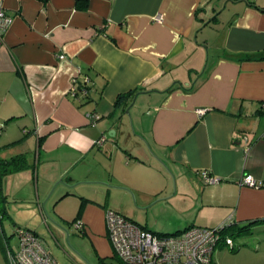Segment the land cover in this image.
Segmentation results:
<instances>
[{
    "label": "crops",
    "instance_id": "1",
    "mask_svg": "<svg viewBox=\"0 0 264 264\" xmlns=\"http://www.w3.org/2000/svg\"><path fill=\"white\" fill-rule=\"evenodd\" d=\"M85 1L0 0L13 19L0 159L25 157L0 178L4 231L31 229L53 255L43 234L68 239L71 225L91 245L83 260L99 264L117 262L108 209L162 234L227 219L264 227V0ZM135 89L137 132L114 106Z\"/></svg>",
    "mask_w": 264,
    "mask_h": 264
},
{
    "label": "built area",
    "instance_id": "2",
    "mask_svg": "<svg viewBox=\"0 0 264 264\" xmlns=\"http://www.w3.org/2000/svg\"><path fill=\"white\" fill-rule=\"evenodd\" d=\"M159 19V18H158ZM13 19L0 4V47L4 44L5 34ZM77 75L71 77L72 92L77 91ZM83 93H88L86 88ZM200 113L202 109L198 110ZM89 121L94 122L99 115L87 112ZM105 139L101 136L95 141L100 144ZM204 180L215 183L219 177L203 172ZM243 184L254 186L255 180L245 175ZM106 234L111 242L118 261L114 264H211L212 253L219 243H224L229 249L235 243L226 228L234 224L231 219L224 220L216 226L191 225L177 233L162 234L148 230L121 213L108 209L105 214ZM74 226L78 231L84 229V224L76 219ZM12 234L17 238L14 247L5 241L4 257L6 264H59L46 247L43 239L37 233L26 227L17 226Z\"/></svg>",
    "mask_w": 264,
    "mask_h": 264
},
{
    "label": "rangeland",
    "instance_id": "3",
    "mask_svg": "<svg viewBox=\"0 0 264 264\" xmlns=\"http://www.w3.org/2000/svg\"><path fill=\"white\" fill-rule=\"evenodd\" d=\"M141 101L144 102L146 99H141ZM142 104L143 107L140 108V111L146 108L144 105H148L146 102ZM121 114L125 119L126 125H129L135 132L139 131L134 112L130 107L125 108L124 112L121 111ZM66 228L69 233L68 239L64 233V235L58 237V242L54 239L58 234L54 229L52 232L53 236L49 232L43 234L44 239L51 246L52 253L59 264H92L91 262H85L83 260L84 256L79 251L81 249L87 252L90 250L91 245L84 238H78L71 225ZM5 232L9 236L12 233V228L7 222ZM8 240L14 247L17 245V238L14 235L10 236ZM234 241L238 246L237 251H232L228 247H222V249L217 248L215 250V264H264V227L260 226L253 229L250 234L239 235ZM0 264H6L2 245H0Z\"/></svg>",
    "mask_w": 264,
    "mask_h": 264
},
{
    "label": "trees",
    "instance_id": "4",
    "mask_svg": "<svg viewBox=\"0 0 264 264\" xmlns=\"http://www.w3.org/2000/svg\"><path fill=\"white\" fill-rule=\"evenodd\" d=\"M82 1H84V5H85L86 1L85 0H82ZM262 56H264V55H262ZM262 56H258V57H262ZM252 57H256V56L254 54L246 55V58H252ZM137 91L138 90L135 89V90H130L128 92H124V93L119 94L116 97L114 106L119 107L120 110L122 112H124L125 108L128 106L130 100L132 99L131 97L134 96V94ZM24 159H25V157L23 154L12 156L9 159H0V178L2 177L3 174H6L8 172H11L15 169L22 167V165H23L22 160H24ZM0 184H1V182H0ZM6 201H7V199H6L5 195L2 193L1 187H0V245H2L3 252H4V248H5V241L9 242L8 238L13 235V234H11L10 236L7 235L5 233V231L3 229V225H2L3 219L8 215L7 210H6V206H5ZM76 219H78V218H76ZM226 229H227L226 233L228 234V236L231 235L233 239L239 235L250 234L253 231V229L250 228L249 224H246L243 226H236L235 224H232ZM165 234H167V233H165ZM237 249H238V246L234 245V247L231 248L230 250L237 251ZM113 258H116V256L114 255ZM116 261H118L117 258H116ZM99 264H114V263H112V260L110 261L107 259L106 260L100 259Z\"/></svg>",
    "mask_w": 264,
    "mask_h": 264
},
{
    "label": "water",
    "instance_id": "5",
    "mask_svg": "<svg viewBox=\"0 0 264 264\" xmlns=\"http://www.w3.org/2000/svg\"><path fill=\"white\" fill-rule=\"evenodd\" d=\"M61 182H63V183H66L65 181H63V180H60ZM67 184V183H66ZM55 224H57L58 226H60L62 229H65V228H63L59 223H57V222H55Z\"/></svg>",
    "mask_w": 264,
    "mask_h": 264
}]
</instances>
